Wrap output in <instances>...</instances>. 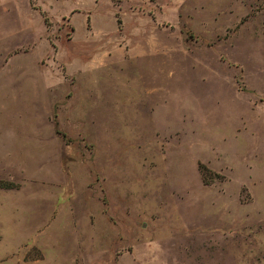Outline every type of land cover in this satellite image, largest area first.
Listing matches in <instances>:
<instances>
[{
    "label": "rangeland",
    "instance_id": "1",
    "mask_svg": "<svg viewBox=\"0 0 264 264\" xmlns=\"http://www.w3.org/2000/svg\"><path fill=\"white\" fill-rule=\"evenodd\" d=\"M0 264H264V0H0Z\"/></svg>",
    "mask_w": 264,
    "mask_h": 264
},
{
    "label": "trees",
    "instance_id": "2",
    "mask_svg": "<svg viewBox=\"0 0 264 264\" xmlns=\"http://www.w3.org/2000/svg\"><path fill=\"white\" fill-rule=\"evenodd\" d=\"M6 188H10V186H6Z\"/></svg>",
    "mask_w": 264,
    "mask_h": 264
}]
</instances>
